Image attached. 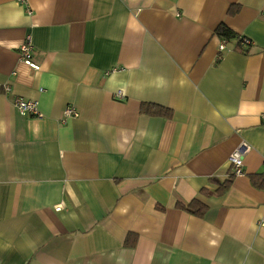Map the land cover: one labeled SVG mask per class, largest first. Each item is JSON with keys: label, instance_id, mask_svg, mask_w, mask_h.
Wrapping results in <instances>:
<instances>
[{"label": "crops", "instance_id": "0c3cea01", "mask_svg": "<svg viewBox=\"0 0 264 264\" xmlns=\"http://www.w3.org/2000/svg\"><path fill=\"white\" fill-rule=\"evenodd\" d=\"M262 114L264 0H0V264H264Z\"/></svg>", "mask_w": 264, "mask_h": 264}, {"label": "trees", "instance_id": "16d2710c", "mask_svg": "<svg viewBox=\"0 0 264 264\" xmlns=\"http://www.w3.org/2000/svg\"><path fill=\"white\" fill-rule=\"evenodd\" d=\"M239 8L240 7L238 5H230L228 9V15L234 16L238 12ZM214 33L216 34L220 42H223L224 44L231 40H235L233 50L241 52V53H246L249 51L250 44L245 42V39L247 38L237 34L235 31H233L231 28H229L224 23H220L216 27ZM223 52L224 51H218V57H217L218 60L222 58ZM139 112L145 115L159 116V117H166V118H170L172 116L171 109L162 107L160 105H155L152 103H141L139 107ZM231 178H232V175H230L227 179H225L222 182L212 179V182L217 185L216 189L214 191H210L204 188L200 191V193L205 196H210V195L221 196L226 192V190L230 186ZM249 178H250L251 183L257 188H262V186H264V174L262 173L261 174H250ZM175 205L179 209L185 210L191 214H194L200 217L207 210V206L204 205L202 202H200L196 198H193L191 201L187 203L177 202Z\"/></svg>", "mask_w": 264, "mask_h": 264}, {"label": "built area", "instance_id": "2783aa9c", "mask_svg": "<svg viewBox=\"0 0 264 264\" xmlns=\"http://www.w3.org/2000/svg\"><path fill=\"white\" fill-rule=\"evenodd\" d=\"M28 12H30L27 9ZM245 42L250 44V41L248 39H245ZM219 51H224L225 49V44L223 42L219 43ZM18 55L21 60V62L26 65L27 67L33 69V70H38L39 65L36 63L33 58H32V45L29 40L23 42L19 47H18ZM5 90L8 91L9 88L5 87ZM116 98H121L122 95L118 91L116 94ZM14 106L16 110L20 114H27L31 115L34 117H41V113H39L38 108H37V103L32 100L28 99H23L21 97H15L14 98ZM64 117H75L78 115L76 109L74 107L67 106L64 111H63ZM262 118H264V114H262ZM248 146L246 145L245 142H240L237 147L233 150V152L229 155L228 158V163L230 165L231 169V175H238L243 173V158L246 152L248 151ZM264 174V172H262ZM55 209H59L57 206Z\"/></svg>", "mask_w": 264, "mask_h": 264}]
</instances>
